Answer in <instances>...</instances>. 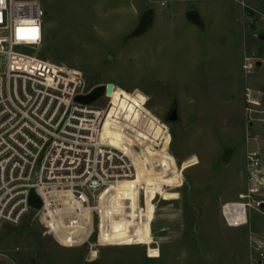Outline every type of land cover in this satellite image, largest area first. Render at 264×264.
Here are the masks:
<instances>
[{
  "label": "rangeland",
  "instance_id": "obj_1",
  "mask_svg": "<svg viewBox=\"0 0 264 264\" xmlns=\"http://www.w3.org/2000/svg\"><path fill=\"white\" fill-rule=\"evenodd\" d=\"M37 1L39 57L81 71L86 90L113 84L96 104L106 105L100 137L136 176L104 189L94 209L64 195L43 221L32 211L0 229V264H249L246 229L228 226L221 206L246 189V130L264 136V0ZM148 8L153 21L130 36ZM246 86L259 96L253 121ZM174 103L179 119L168 122ZM251 224L264 232V208Z\"/></svg>",
  "mask_w": 264,
  "mask_h": 264
},
{
  "label": "built area",
  "instance_id": "obj_2",
  "mask_svg": "<svg viewBox=\"0 0 264 264\" xmlns=\"http://www.w3.org/2000/svg\"><path fill=\"white\" fill-rule=\"evenodd\" d=\"M43 18L37 0H0V229L32 211L42 220L48 204L57 210L64 195L94 209L104 189L136 176L130 156L100 137L96 113L106 105L96 104L109 96L77 101L92 90L85 89L82 72L39 57ZM244 103L253 121L259 96L247 86ZM245 145L246 189L222 204L221 215L228 226L246 229L248 263L264 264V232L251 224V215L264 208V136L247 129ZM31 189L42 200L39 209L28 202Z\"/></svg>",
  "mask_w": 264,
  "mask_h": 264
},
{
  "label": "water",
  "instance_id": "obj_3",
  "mask_svg": "<svg viewBox=\"0 0 264 264\" xmlns=\"http://www.w3.org/2000/svg\"><path fill=\"white\" fill-rule=\"evenodd\" d=\"M153 17H154V9L153 8L146 9L140 17L139 24L133 30V32L130 34V36H136V35L143 33L147 29V27L151 24V22L153 21ZM186 17L192 23L197 24L199 26H202L201 18H200L198 11L196 9H191L188 12H186ZM107 58L111 59L112 56L107 55ZM0 66H1V60H0ZM112 87H113L112 83H107L106 85H98V86L94 87L88 94L77 95L75 99L81 103H84V104H91V103L95 102L98 98H100L104 94V92L107 95L109 93H111ZM178 119H179V115H178V111H177V104L174 103L171 107V110L169 111V113L166 117V121L173 122V121H177ZM169 144H170V138H169V140H163L161 143L160 149L161 150H163L164 148L168 149ZM231 154H232V149H226L223 152V154L221 155L220 159L225 163H229L230 158H231ZM28 202H29L30 206H32L35 209H39L42 206V200L39 197V195L35 192L34 189H31V191H30ZM94 264H97V263H94Z\"/></svg>",
  "mask_w": 264,
  "mask_h": 264
},
{
  "label": "bare ground",
  "instance_id": "obj_4",
  "mask_svg": "<svg viewBox=\"0 0 264 264\" xmlns=\"http://www.w3.org/2000/svg\"><path fill=\"white\" fill-rule=\"evenodd\" d=\"M23 11H24L25 13H29V12H31L30 9L27 8V6H24Z\"/></svg>",
  "mask_w": 264,
  "mask_h": 264
}]
</instances>
